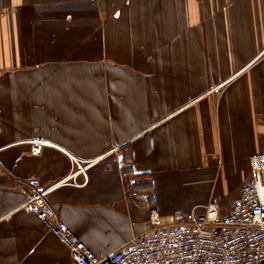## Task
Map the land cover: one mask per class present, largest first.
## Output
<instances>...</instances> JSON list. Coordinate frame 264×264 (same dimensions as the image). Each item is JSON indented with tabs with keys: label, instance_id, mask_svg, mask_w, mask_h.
<instances>
[{
	"label": "crops",
	"instance_id": "obj_1",
	"mask_svg": "<svg viewBox=\"0 0 264 264\" xmlns=\"http://www.w3.org/2000/svg\"><path fill=\"white\" fill-rule=\"evenodd\" d=\"M259 151L264 0H0V264H73L29 179L105 255L151 207L229 211Z\"/></svg>",
	"mask_w": 264,
	"mask_h": 264
},
{
	"label": "built area",
	"instance_id": "obj_2",
	"mask_svg": "<svg viewBox=\"0 0 264 264\" xmlns=\"http://www.w3.org/2000/svg\"><path fill=\"white\" fill-rule=\"evenodd\" d=\"M29 143L37 155L49 142L34 138ZM71 158L85 174L82 162ZM250 163L252 176L229 211L210 202L202 212L194 209L166 218L151 207L148 230L105 255L92 250L59 218L48 200L57 185L44 188L37 178L27 180V199L21 207L36 214L66 245L73 264H264V151L251 155Z\"/></svg>",
	"mask_w": 264,
	"mask_h": 264
},
{
	"label": "rangeland",
	"instance_id": "obj_3",
	"mask_svg": "<svg viewBox=\"0 0 264 264\" xmlns=\"http://www.w3.org/2000/svg\"><path fill=\"white\" fill-rule=\"evenodd\" d=\"M232 196V192L227 191L224 194L219 193V195H216L217 199H229Z\"/></svg>",
	"mask_w": 264,
	"mask_h": 264
},
{
	"label": "trees",
	"instance_id": "obj_4",
	"mask_svg": "<svg viewBox=\"0 0 264 264\" xmlns=\"http://www.w3.org/2000/svg\"><path fill=\"white\" fill-rule=\"evenodd\" d=\"M133 175V173L131 172V169H130V167H125V169H124V176L126 177V178H128V181H129V179H130V177Z\"/></svg>",
	"mask_w": 264,
	"mask_h": 264
},
{
	"label": "snow or ice",
	"instance_id": "obj_5",
	"mask_svg": "<svg viewBox=\"0 0 264 264\" xmlns=\"http://www.w3.org/2000/svg\"><path fill=\"white\" fill-rule=\"evenodd\" d=\"M116 15L119 16V13L117 12Z\"/></svg>",
	"mask_w": 264,
	"mask_h": 264
}]
</instances>
